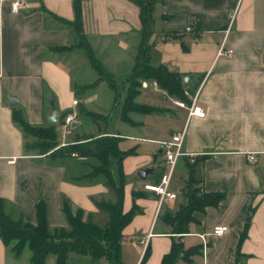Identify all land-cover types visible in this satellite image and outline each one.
<instances>
[{
    "label": "crops",
    "instance_id": "obj_1",
    "mask_svg": "<svg viewBox=\"0 0 264 264\" xmlns=\"http://www.w3.org/2000/svg\"><path fill=\"white\" fill-rule=\"evenodd\" d=\"M9 1L0 0V198L7 211L34 225L35 205L43 202L52 230L66 225L60 206L66 199L71 213L79 209L83 220L105 223L96 202H112L114 195L101 178L77 180L88 172L85 159L70 155L62 162L27 149L33 138L11 118L18 109L29 124L48 126L55 112L53 126L60 129L63 114L73 110L75 126L60 130L58 145L76 135L113 136L120 150H130L120 162L121 208L134 207L121 230L122 264H159L174 240L182 252L173 264H264V0H156L144 35L136 0H80V34L115 82V92L104 79L96 81L77 47L72 0H22L24 8L15 13ZM222 41L230 57H215ZM140 45L149 65L176 72L182 85L189 79L184 97L142 80L133 101L154 110L128 111L123 121L125 79ZM193 95L203 117L188 116L174 104H188ZM182 130V150L196 154L195 163L190 170L189 158H178L167 185L174 198L157 207L158 195L143 186L158 185L167 170L159 142ZM247 153L255 162L246 161ZM111 168L116 170L114 162ZM144 169L149 171L140 179L137 172ZM190 171L197 187L224 197L190 222L188 232L172 234L162 214L184 202ZM214 226L226 229L213 235ZM68 257L72 263L78 256ZM19 258L0 240V264H19Z\"/></svg>",
    "mask_w": 264,
    "mask_h": 264
},
{
    "label": "trees",
    "instance_id": "obj_2",
    "mask_svg": "<svg viewBox=\"0 0 264 264\" xmlns=\"http://www.w3.org/2000/svg\"><path fill=\"white\" fill-rule=\"evenodd\" d=\"M156 0H136L139 7V18L144 35L151 21V8ZM74 20L73 28L79 35L77 47L84 50L88 62L94 69L97 78L104 79L108 86L115 92L114 81L106 74L99 61L94 57L89 45L85 42L81 32V6L80 0H72ZM143 37V36H142ZM138 52L144 54V49L139 47ZM135 56L134 65L130 74L125 79L124 96L120 118L128 121L127 112L140 113L151 112L154 108L135 103L134 97L139 92L142 80L153 81L166 94L176 97H184V87L176 72L167 70L164 66H151L144 58L141 62ZM115 99V95H114ZM65 115V113L63 114ZM95 117L93 114H88ZM13 123L25 135L33 138L26 148L36 150L38 154L59 159L65 162L70 155L85 159L88 172L77 178L91 180L101 178L112 191L114 201H98L96 207L107 215L105 223L98 225L90 219L83 220L81 210L71 213L66 199H62L60 206L66 225L64 227L49 229L46 221V208L43 202L35 205L34 225L23 222L20 218L13 217L6 209L5 202L0 198V240L8 248L12 256L18 257L23 248L29 250L28 264H45L48 255L54 257V264H66L68 255L87 256L91 260L105 258L109 264H122L120 261L121 230L130 221L134 207L123 212L122 201V173L120 169L121 159L130 153V150L122 151L118 148V138L113 136H98L94 138L83 135L74 136L71 142L58 146L55 128L53 125L34 126L29 124L22 116L20 110H12ZM64 160V161H63ZM112 162L116 170H112ZM194 159L189 164V169L194 164ZM76 179V178H75ZM197 181L191 175L188 176L183 187L184 202L179 205L174 213L163 211L162 218L170 226V233L181 235L188 232L190 222H198V216L204 213L208 206L216 205L223 197L222 192H206L196 186ZM195 248L187 251L184 256L193 252ZM146 252V251H145ZM145 252L142 256L144 258ZM182 252L180 242L173 241L168 253L163 255L159 264H173L174 260Z\"/></svg>",
    "mask_w": 264,
    "mask_h": 264
},
{
    "label": "built area",
    "instance_id": "obj_3",
    "mask_svg": "<svg viewBox=\"0 0 264 264\" xmlns=\"http://www.w3.org/2000/svg\"><path fill=\"white\" fill-rule=\"evenodd\" d=\"M10 11L15 13L24 8V4L22 0H10L9 1ZM231 18L229 19V23L227 28L229 27ZM191 30V25H188L184 28L185 32H189ZM227 32V29L225 30ZM232 55V50L229 48H225L223 41L217 46L215 57H230ZM72 104H76V100L72 101ZM174 104L184 108L187 111V115H195L198 117L204 116V111L200 106L196 105V95L190 97V101L188 104L175 100ZM75 111H70L66 113L59 122V127L63 133H68L71 129V124L75 118ZM184 137V131L176 132L170 136L168 140H163L159 142V145L162 150L163 162L167 167V170L164 174L161 175L159 184L154 185H144L143 188L147 190H151L158 195V203L157 207L160 206L161 201L164 199H172L174 198V193L169 192L167 190V185L171 176V173L174 170V166L179 157L186 156L189 158L190 162L193 161L196 154L187 153L182 150V142ZM66 143L61 142L58 146L65 145ZM245 158L247 162H255V157L252 153L245 154ZM9 163L13 162V158L8 160ZM225 226H214L211 230V234L220 235L225 231ZM201 236V235H200ZM202 237V236H201Z\"/></svg>",
    "mask_w": 264,
    "mask_h": 264
},
{
    "label": "rangeland",
    "instance_id": "obj_4",
    "mask_svg": "<svg viewBox=\"0 0 264 264\" xmlns=\"http://www.w3.org/2000/svg\"><path fill=\"white\" fill-rule=\"evenodd\" d=\"M81 51L84 53L85 58L87 59L86 54H85V52H84V50L82 48H81ZM138 53H139V56H138V59L137 60L139 62H141L142 60H144L143 59V54L141 52H138ZM54 128H55L56 138L58 139L59 136H60V130L61 129H59L57 126L54 127ZM125 248L128 249L127 245H125ZM128 253H131V250L130 249H128ZM28 255H29V251H28L27 247L23 248V250H22V252L20 254V258H19V264H27V262H28V260H27L28 259ZM50 256H52V255H48L46 257V259H45L47 261V264H49L48 258H51ZM70 258L71 257H68L66 264H109L105 258H99V259H96V260H91L87 256H85V257H83V256H80L79 257L78 256V257H76L77 259H74V262H72V263L69 262V259Z\"/></svg>",
    "mask_w": 264,
    "mask_h": 264
},
{
    "label": "water",
    "instance_id": "obj_5",
    "mask_svg": "<svg viewBox=\"0 0 264 264\" xmlns=\"http://www.w3.org/2000/svg\"><path fill=\"white\" fill-rule=\"evenodd\" d=\"M189 78L188 77H184L182 79L183 81V85L185 86L186 85V81L188 80ZM9 100V106H13L16 104V101L14 100V98L10 97L8 98ZM47 123L48 125H55L56 124V113L55 112H52L50 116L47 117ZM75 126V124L72 122L71 124V127ZM149 171V169H144V170H140L137 172V176L140 178V179H143L145 174Z\"/></svg>",
    "mask_w": 264,
    "mask_h": 264
}]
</instances>
